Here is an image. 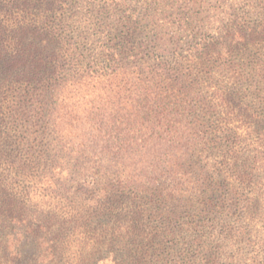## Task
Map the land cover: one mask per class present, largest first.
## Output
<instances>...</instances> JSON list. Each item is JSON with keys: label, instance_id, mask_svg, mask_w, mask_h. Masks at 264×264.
Returning <instances> with one entry per match:
<instances>
[{"label": "rangeland", "instance_id": "obj_1", "mask_svg": "<svg viewBox=\"0 0 264 264\" xmlns=\"http://www.w3.org/2000/svg\"><path fill=\"white\" fill-rule=\"evenodd\" d=\"M48 2L0 0V54L18 53L17 28L24 18L35 21L36 16L44 14L45 22L48 18L59 34L76 39L77 46L86 53L96 46L95 37L125 33L127 18L133 15L138 18L142 33L137 39L149 36L151 40L155 31L168 51L185 56L189 63L187 55H192L196 44L204 40L214 43L212 39L220 37L219 32L226 31L233 19L239 18L246 25L245 33H250V28L261 32L259 13L264 6V0H62L51 12ZM153 20L161 27L156 28ZM256 39L255 36L245 44L227 41L216 46L209 52L207 66L191 69L193 78H203V95L211 102L199 113L203 125L199 133L207 144L196 151L212 182L213 202L209 210L199 219L195 208L177 210L171 216L172 225L163 231L166 207L148 196H136L122 205L117 218L121 225L113 218L118 209L113 207L108 212L106 204L100 213L92 214L95 219L90 228H94L95 236L90 232L84 240L80 239L90 246L108 240V247L102 246L98 253L88 245L82 250L91 257L90 264H111L108 260L127 264L125 258L132 254L130 249L138 254L148 251L147 264L175 263L183 257L198 264L201 257L204 260L210 255L217 257L216 264H250V259L264 256V67L260 66L264 41L261 37ZM31 92V85L21 79L0 80V181L7 185L0 195V205L6 216L10 212L26 215L32 224L44 221L48 226L47 221L55 216L57 226L62 225L63 229L68 227L67 213L82 211L85 206L78 204L83 198L78 183L65 176L52 179L18 173L19 162L24 163L54 144L52 136L41 134V130L21 118L19 98L27 99L28 107ZM64 102L66 113L80 119L84 110L89 112L96 105L97 98L87 93ZM119 116V123L130 120L123 113ZM139 121L132 118L126 126L133 141L142 145L144 141L153 144L152 140L160 139L159 127ZM134 218L136 224L131 222ZM117 225L135 232L132 243L110 240L111 232L106 231ZM162 232L167 235L165 238L159 236ZM77 238L72 236L69 241ZM77 253V249H72L70 255Z\"/></svg>", "mask_w": 264, "mask_h": 264}, {"label": "trees", "instance_id": "obj_2", "mask_svg": "<svg viewBox=\"0 0 264 264\" xmlns=\"http://www.w3.org/2000/svg\"><path fill=\"white\" fill-rule=\"evenodd\" d=\"M59 2L62 0H49L51 12ZM260 8L261 32L250 28V33H245L246 25L239 18L233 19L226 31L219 32L220 37L212 39L214 43H197L192 55H187L189 63L185 56L168 51L155 31L151 40L149 36L137 39L142 33L138 30L139 20L133 15L127 18L125 33L95 37L96 46L86 53L77 46L76 39L63 37L50 26L48 18L45 22L44 14L36 16L35 21L22 19L17 28L18 53L0 54V80L14 77L31 85V104L27 107V99L19 98L21 118L41 130V134L52 136L54 144L24 163L19 162L18 173L52 179L65 176L78 183L83 196L78 204L85 206L82 211L68 212V227L62 229L55 216L47 221L48 226L44 221L32 224L26 215L10 212L6 216L0 205V264H90L91 257L82 252L87 245L96 253L102 246L108 247V240L91 246L80 241L90 232L95 236L94 228H90L95 219L92 214L100 213L109 204L108 212L113 207L118 209L113 218L121 225L117 218L122 205L139 195L166 207L163 231L172 225L171 216L177 210L195 208L197 218H201L213 202V189L211 178L196 155L197 149L207 144L199 133L203 127L199 113L211 102L203 95V78H193L191 69L207 66L210 50L227 41L245 44L255 36L264 41V6ZM153 24L161 27L154 20ZM260 66L264 67V57ZM87 93L97 98L91 111L84 110L80 119L66 113L64 101ZM120 113L130 120L119 123ZM132 118L159 127L160 139L152 140L153 144L144 141L142 145L133 141L126 131ZM214 146L217 148L216 142ZM6 186L0 181V195ZM135 221L134 218L131 222ZM213 223L211 219V227ZM120 225L106 231L111 232L110 240L132 243L135 232ZM72 236L77 240L69 241ZM159 236L167 235L162 232ZM72 249L80 255H70ZM130 251L132 254L125 258L127 264H147L148 251ZM216 258L201 257L198 264H216ZM189 261L183 257L180 262L167 264H191ZM250 262L264 264V256Z\"/></svg>", "mask_w": 264, "mask_h": 264}]
</instances>
